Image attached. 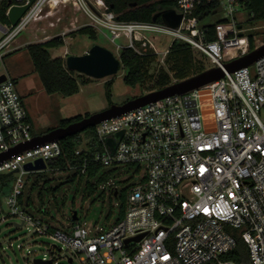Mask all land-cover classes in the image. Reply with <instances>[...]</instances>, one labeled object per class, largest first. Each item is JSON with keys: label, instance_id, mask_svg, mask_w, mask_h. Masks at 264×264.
Instances as JSON below:
<instances>
[{"label": "built area", "instance_id": "1", "mask_svg": "<svg viewBox=\"0 0 264 264\" xmlns=\"http://www.w3.org/2000/svg\"><path fill=\"white\" fill-rule=\"evenodd\" d=\"M171 1L182 16L174 30L163 23L119 21L101 0H34L11 26L10 10L29 1L8 0V23H0V52L30 23L48 18L61 5H71L87 19L86 26L111 44L124 39V47L138 54L140 49L151 50L159 66L164 65L175 40L202 54L209 69H223L224 64L251 52L237 20L244 14L242 0H219L218 20L227 25L214 42L205 41L192 13L203 2L215 0ZM146 35H164L172 42L160 53ZM58 36L63 38L65 33L54 37ZM94 128L98 145L93 163L113 171L110 175H129L120 190L108 186L114 199L124 193L122 218L109 226L79 220L55 228L18 204L25 177L49 170L48 162L61 155L60 141L45 142L0 162V175L14 176L12 190L4 197V213L0 210V225L17 220L11 226L24 230L25 240L16 249L32 257L30 264L36 259L53 264L62 251L69 264L75 259L79 264H238L227 259L236 248L235 237L247 250V262L240 264H264V57L233 73L224 71L220 80L147 104ZM33 130L16 84L6 77L0 84V155L42 136L34 135ZM119 132L122 137L111 154L105 139ZM38 160L45 170H24ZM114 206L120 207V202ZM34 238L51 240L60 247L41 243L43 251H31ZM8 248H12L11 242ZM3 253L0 244V257Z\"/></svg>", "mask_w": 264, "mask_h": 264}, {"label": "rangeland", "instance_id": "2", "mask_svg": "<svg viewBox=\"0 0 264 264\" xmlns=\"http://www.w3.org/2000/svg\"><path fill=\"white\" fill-rule=\"evenodd\" d=\"M46 11H49V9L46 8ZM217 18L218 16L208 17L203 21V24L214 22ZM246 19L245 14L239 15L237 18L243 34L245 36L251 34L255 46L263 44L264 23L246 25ZM86 24L87 19L75 12L71 5L64 8L61 5L57 10H53L48 18L39 23H30L10 43L8 48L0 52V75L4 74L16 81L17 92L22 97L33 123L34 135H44L48 130L58 128L62 120L76 116L84 118L108 109L110 106L105 98L103 85L109 80L113 81L110 98L111 106H120L127 101L142 96V94L145 95L140 86L131 88L123 84L125 71L122 69L115 76L103 80H92L83 76L85 79H89L88 84L80 86L79 93L69 98H63L59 94L47 95L44 92L37 75L33 71L31 60L25 50L26 46L43 43L47 41L48 37L51 39L56 35L65 33L63 37L64 45L49 51L52 59L60 58L64 65L67 56H82L94 45L109 50L116 58L119 57L116 47L126 46L127 42L124 39L117 40L113 45L102 36H99L96 41L79 35L66 36L81 27H85ZM146 36L160 53L167 50L172 42L170 37L164 35ZM1 39L2 33L0 32V41ZM197 59L208 65V62L201 56L198 55ZM77 75L75 73L74 77ZM204 119L206 118L204 117ZM85 143L86 139L83 138L80 147H83ZM45 172L42 175L43 181L47 182L45 189L41 190L42 184L39 183L38 187L31 190V186L34 184V179H32L23 190L24 197L30 199L31 205L28 207V211L31 214L47 222L52 227L60 229L70 225L72 212H76L77 216L89 225L96 224L98 227L109 226L117 220L119 207H115L114 204L119 201L110 197L108 186L115 185L120 190L122 182L126 181L128 174L109 175L101 183H98V177L90 180V184L95 185L97 189L93 195L85 196L86 179L81 181L77 179L73 183H67L66 180L72 176V172L52 173L49 170ZM3 201L4 198L0 197V210L2 213H4ZM42 210L46 214L41 213ZM12 223L17 224V220H9L0 225V244L4 250L0 257V264H30L32 257L26 256L25 251L19 252L16 249V245L25 240V231L13 229ZM10 242L12 243L11 249L8 248ZM30 243L29 249L38 252L43 251L40 246L41 243L60 247L51 240L42 238L31 239ZM65 256L66 253L62 251L61 257L56 258L53 264H69ZM36 258H41V256L39 255ZM72 264H79L78 260L75 259Z\"/></svg>", "mask_w": 264, "mask_h": 264}, {"label": "trees", "instance_id": "3", "mask_svg": "<svg viewBox=\"0 0 264 264\" xmlns=\"http://www.w3.org/2000/svg\"><path fill=\"white\" fill-rule=\"evenodd\" d=\"M108 11L113 13L117 20L124 22H140L151 23L152 18L159 12L165 10H176V5L171 0H101ZM219 0L211 3H202L198 5L192 17H195L200 28L204 31L205 41H217L223 33L221 28H225L227 22L215 20L214 22L203 24L206 18L217 16L219 8ZM244 6V14L246 15V25H254L256 23H264V0H242ZM8 7V0H4L0 4V23L7 24L5 12ZM155 23H161L157 19ZM226 34V33H225ZM79 35L87 37L92 41H96L99 37L97 33L88 26L81 27L74 32L67 34V37ZM249 50H254L253 36H248ZM64 45L63 38L53 37L43 43L26 46L25 50L31 60L33 71L37 75L44 92L47 95L59 94L63 98H69L79 93L80 86L88 84L89 79H85L82 75L74 77L75 72L68 71L60 58L52 59L49 51L57 49ZM120 69L125 71L123 76V84L125 86L135 88L140 86L144 94L160 91L173 83H179L195 77L209 69V66L202 60L197 59L200 53L194 52L191 47L182 41L175 40L169 47L168 54L164 60V65L159 66L156 56L149 49H140V54L130 48L124 47L119 50ZM6 57V56H5ZM4 57V58H5ZM208 62V61H207ZM16 84V81L13 80ZM113 81L109 80L104 83V94L109 106H111V88ZM143 96V94H142ZM124 104V103H123ZM85 116L84 118H87ZM76 116L70 119L62 120L59 127H66L69 124L76 123L84 119ZM51 130H48V132ZM47 132V133H48ZM86 139V143L81 148L82 139ZM61 155L48 162L47 167L52 173H61L65 171L72 172V176L66 180L67 183H73L75 180L86 179L84 187V195L91 196L97 187L90 184V180L98 177V183L106 180L113 172L106 170L100 164L93 163V154L97 150V139L95 136V128H88L83 133L65 138L59 142ZM78 152V154H76ZM84 169V173L81 170ZM42 173H33L25 177L24 188L32 179L34 184L31 190L42 184L41 190L45 189L47 182L43 181ZM14 176L10 173L0 175V197H6L12 190ZM23 188V190H24ZM22 193L18 196V204L29 214L28 207L31 205L30 199L24 197ZM40 190V191H41ZM40 195V193H39ZM120 202L118 218H122L124 211V193H120L116 198ZM41 213L46 214L44 210ZM34 216V214H31ZM37 217V216H34ZM78 217V216H77ZM38 218V217H37ZM82 218L77 219V221ZM70 223L71 221L70 217ZM236 248L228 255L227 259L235 263L247 262V250L244 242L235 237Z\"/></svg>", "mask_w": 264, "mask_h": 264}, {"label": "water", "instance_id": "4", "mask_svg": "<svg viewBox=\"0 0 264 264\" xmlns=\"http://www.w3.org/2000/svg\"><path fill=\"white\" fill-rule=\"evenodd\" d=\"M28 5L24 7H14L10 10L8 15V21L11 26H15L19 19L25 14L30 5L34 2V0H28ZM157 19H160L161 23H163L169 29H177L180 25L182 16L177 14L175 10H165L157 13L153 16L152 22H156ZM264 57V44L260 47L254 49L247 55L237 58L231 62H228L223 65V69L216 67L208 69L207 71L187 79L185 81L172 84L166 87L163 90L151 92L145 94L143 96L134 98L130 101L125 102L120 106H110L108 109L94 114L92 116H88L87 118L82 119L79 122L69 124L66 127H58L52 129L48 133L34 138L27 145L21 146L9 154L0 155V162L9 158L12 154H17L22 152L28 148L39 146L45 142L52 141H61L65 138L75 136L83 133L88 128H94L99 123L110 120L116 117H119L125 113L141 108L147 104L157 102L159 100L175 96V95H183L191 90L198 89L202 86H205L209 83L220 80L224 77V71L228 74L233 73L239 69L246 68L259 59ZM65 68L68 71L75 72L79 75L85 76L92 80H103L106 78H111L115 76L120 68L119 59L114 56L112 52L109 50L94 45L89 51L82 56H67L65 58ZM6 80V75H0V84ZM194 105V103H191ZM189 105V103H188ZM191 115H195V111H189ZM123 132L116 133L110 137L105 139V143L108 146L110 153L113 154L116 148L117 142L122 137ZM46 166L41 161L38 160L34 165L27 164L24 166V170L26 172L33 171H42L45 170ZM17 171H14L16 173ZM77 213H71V221H77ZM141 238L137 237L135 241H139ZM71 261H69L70 263ZM33 264H50L49 261H41L34 260Z\"/></svg>", "mask_w": 264, "mask_h": 264}, {"label": "crops", "instance_id": "5", "mask_svg": "<svg viewBox=\"0 0 264 264\" xmlns=\"http://www.w3.org/2000/svg\"><path fill=\"white\" fill-rule=\"evenodd\" d=\"M47 40H49V39H47ZM77 95V94H76Z\"/></svg>", "mask_w": 264, "mask_h": 264}]
</instances>
